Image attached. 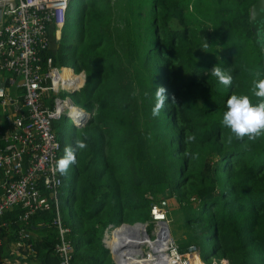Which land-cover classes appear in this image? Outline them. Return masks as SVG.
<instances>
[{"label":"trees","instance_id":"16d2710c","mask_svg":"<svg viewBox=\"0 0 264 264\" xmlns=\"http://www.w3.org/2000/svg\"><path fill=\"white\" fill-rule=\"evenodd\" d=\"M254 1L78 0L72 11L70 0L57 48L42 56L65 66L71 57L74 71L85 72L70 97L89 118L69 116L68 130V115L53 120L57 160L64 136L73 147L77 139L87 144L76 151L68 180L60 174L59 213L70 227L74 264H115L103 232L116 226L106 242L121 250L117 238L127 226L119 224L150 220L149 195L173 201L175 222L188 230L178 242L182 252L195 244L205 262L211 254L230 264H264V137L229 143L221 126L230 96L249 94L255 70L264 73L249 23ZM65 27L73 30L70 40ZM214 66L230 69L231 87L211 76ZM73 78L72 88L84 80ZM160 86L169 99L153 117ZM186 132L194 142L185 143ZM50 208L32 213L27 224L17 217L23 208L3 213L0 259L24 225L25 243L34 248L28 260L58 263ZM207 241L210 254L203 250Z\"/></svg>","mask_w":264,"mask_h":264},{"label":"built area","instance_id":"2783aa9c","mask_svg":"<svg viewBox=\"0 0 264 264\" xmlns=\"http://www.w3.org/2000/svg\"><path fill=\"white\" fill-rule=\"evenodd\" d=\"M69 2L0 0V70L6 73L8 85L20 89L19 93L11 95L6 86L0 83V108L4 121L10 124L9 127L0 128V217L15 207L23 208L17 217L27 224L32 213L49 210L53 206L56 215L52 222L58 230L54 244L57 264L74 262L73 244L68 235L70 227L63 223L59 213L61 176L53 166L58 158L60 143L55 135L53 120L71 112L72 105L76 107L70 96H60L59 93L79 89L84 80L74 88L64 86V82L74 81L70 76L60 75L61 69L68 66L54 64L50 56L43 59L42 53L49 47L51 27L54 28L56 40L60 38ZM71 74L78 78L82 72L76 73L72 69ZM80 120L84 121V118ZM149 197L152 199L150 221L157 222L158 227L154 234H147L146 242L138 247L135 244L124 245L119 254L112 251L114 257L116 255V264H145L142 261H129L127 256H135L138 252L141 256L152 254L149 264H193L191 254H197L200 258L195 244L187 245L186 251L182 252L171 234H156L160 222L169 220L167 198L153 200L151 195ZM17 234L19 239L12 245L14 248L10 249L9 254L1 257V264H22L23 256L19 251L22 245L31 252L34 250L25 243L30 233L24 225L18 228ZM161 239L166 242L165 248L160 246ZM143 244L147 249L143 248ZM117 255L121 256L120 261ZM200 260L201 263L205 262ZM226 262L224 258H213V264Z\"/></svg>","mask_w":264,"mask_h":264},{"label":"clouds","instance_id":"9594fccd","mask_svg":"<svg viewBox=\"0 0 264 264\" xmlns=\"http://www.w3.org/2000/svg\"><path fill=\"white\" fill-rule=\"evenodd\" d=\"M207 46L209 45L206 44L205 47ZM210 74L219 84L226 88L231 87L233 84L234 78L230 69L225 70L220 66H214ZM254 76L256 78L253 80L249 94H234L227 100V110L223 115L221 126L230 132L229 143H232L233 139L243 141L247 138L248 141H256L264 137V73L260 70H255ZM253 97L257 100V103H253ZM168 99L166 88L160 86L155 90L156 103L152 108L153 117L160 115L161 109ZM173 102H175L174 97ZM75 106L77 107L78 105ZM195 139L194 134L185 133L186 144L194 142ZM86 147V142L81 139L76 140L74 147L72 145L66 146L64 155L55 162L54 170L61 175H66L69 167L76 163V151L83 150Z\"/></svg>","mask_w":264,"mask_h":264},{"label":"rangeland","instance_id":"374dc122","mask_svg":"<svg viewBox=\"0 0 264 264\" xmlns=\"http://www.w3.org/2000/svg\"><path fill=\"white\" fill-rule=\"evenodd\" d=\"M77 2H78V0H71V2H70V5H71V10L72 11H75L76 10V6H77ZM65 30H66V33H67V35H68V37H67V39H71L72 37H73V30L72 29H70V27L68 28V27H65ZM51 34H52V37H53V39L54 40H56V38H55V35H54V28H52V31H51ZM60 36V35H59ZM57 42H58V40H56ZM56 42V43H57ZM65 64H72V59H71V57H66L65 58ZM72 69L70 68V77H72ZM11 87L13 88V87H15L14 85L12 86L11 85ZM71 93L72 92H65V91H63V92H60L59 93V95L60 96H63V95H68V96H70L71 95ZM12 95H15L16 94V92L15 93H11ZM73 94V93H72ZM73 101V100H72ZM73 104H75L74 102H73ZM76 105V104H75ZM67 116V115H66ZM70 120H71V118L68 116V118H66V130H68V126H69V124H70ZM67 133H69V132H67ZM70 137H69V135L68 136H64V142H65V144H64V148H63V150L65 149V147L66 146H68V145H70V139H69ZM68 172H70V170L68 169L67 170V174L66 175H64L65 176V180L67 181L68 180V178H69V176H68ZM167 200H168V208H169V216H168V227H169V230H170V234L174 237V239L176 240V242L178 243L179 242V240L180 239H182V238H185V236H186V234H188L187 232H188V230L186 229V227L181 223V221H179V223H176L175 222V217H174V215L172 214V211H171V208H173L174 206H173V201L171 200L170 201V199H168L167 198ZM143 223H144V225H145V227H146V230H147V232L149 233V234H154V230H156L157 229V227H158V223L157 222H151L149 219L146 221H143ZM162 224V223H161ZM162 225H165L164 223L162 224ZM118 226V225H117ZM116 226H112V225H110L109 227H107L105 230H104V234H109L111 231L113 232L114 231V228H115ZM160 227V226H159ZM187 231V232H186ZM126 232V233H125ZM125 233V235H124V237H122L123 236V234ZM155 233H156V231H155ZM161 233H163V232H161V230L159 229V231L156 233V234H161ZM167 234H169L168 232H167ZM127 235H128V231L125 229L124 230V232L121 234V235H119V237L117 238V245H118V247H119V245H122L123 243H125V245H127V243H126V239H127ZM143 246V248L144 249H147V246H146V244H143L142 245ZM203 250L204 251H206V253H208V254H210V251H211V248H210V243L207 241L206 243H204L203 244ZM207 260H211L210 262H209V264H213V256L210 254V256H209V258L207 259ZM219 262V261H218ZM222 264V263H221Z\"/></svg>","mask_w":264,"mask_h":264},{"label":"water","instance_id":"95a60500","mask_svg":"<svg viewBox=\"0 0 264 264\" xmlns=\"http://www.w3.org/2000/svg\"><path fill=\"white\" fill-rule=\"evenodd\" d=\"M1 11H2V7L0 6V17H1ZM249 23L250 26L252 28L253 31V39L255 40V42L257 43L260 51H261V55H262V60L264 63V0H255L251 6H250V10H249ZM82 74L85 76V72H82ZM85 80V78H84ZM76 89H71L68 90V92H74ZM78 109L82 110L83 113H87V118L84 119L87 120L90 116V112L86 111L84 108H82L81 106H77ZM78 113H80V111H78ZM67 115L70 116L72 119L76 118V115L72 114L71 112H67ZM82 123H79V125H81ZM136 223H143L142 221H134L132 223H128V222H122L121 224H119V226L121 225H126L127 227H132L133 225H135ZM166 227L167 230H169L168 227V222H163ZM170 232V230H169ZM147 235V234H145ZM106 236V234H105ZM104 242L105 245L112 251H114L113 249L110 248V246L107 244V242L105 241V237H104ZM125 245V243H123L120 247L122 248ZM116 254H119L120 251L117 250L115 252ZM141 253L138 252L136 253L137 257H140ZM112 257L114 259V261L116 262V259L114 257V254H112ZM123 264H132V263H127L124 262Z\"/></svg>","mask_w":264,"mask_h":264},{"label":"bare ground","instance_id":"6f19581e","mask_svg":"<svg viewBox=\"0 0 264 264\" xmlns=\"http://www.w3.org/2000/svg\"><path fill=\"white\" fill-rule=\"evenodd\" d=\"M60 75L61 76H64L65 75L62 72V69L60 71ZM71 78H73V75H72ZM64 83H65L64 86H67V87H69V83L72 84V82H69V83L64 82ZM71 109H72L71 110V113L74 114V115H76V118L75 119H76V121L79 122L80 116H82L85 113H83L82 110L78 109L77 107H74L73 105L71 106ZM78 111H80V113H78ZM85 118H87V114H85L84 119ZM161 223L163 224V222H160V230H161V232H163L161 234H167V232L170 234L169 230H167L166 225H162ZM126 230L128 231V235H127V239H126V243H127L128 246H131V245H134L135 244L138 247L140 244L146 242L147 236L145 234H149L147 232V230H146V227H145L144 223H136L132 227H127ZM106 239H107V237H106ZM160 246L161 247H164V248L166 247V242L163 239H161ZM110 247L112 249H114L115 251L118 250L117 248H114L112 246H110ZM127 257L129 259V261H139V262L142 261L145 264H149V262H150L149 259L152 258V254L149 253V255H147V256H141L140 255V258L137 257L136 255L135 256L134 255H130V256H127ZM115 258H116V255H115ZM121 259H122L121 256H118V260L120 261ZM195 263L196 264H203V263H201V260L197 256V254H195ZM226 263H228V262H226Z\"/></svg>","mask_w":264,"mask_h":264},{"label":"crops","instance_id":"0c3cea01","mask_svg":"<svg viewBox=\"0 0 264 264\" xmlns=\"http://www.w3.org/2000/svg\"><path fill=\"white\" fill-rule=\"evenodd\" d=\"M51 31H52V27L50 28V38H49V47L50 48H52V49H56L57 48V41L56 40H54L53 39V37H52V34H51ZM57 40H59V39H57ZM69 67H71L70 65H68V67H63L62 68V72L66 75V76H69L70 75V68ZM72 68V67H71ZM73 69V68H72ZM67 70V71H66ZM74 70V69H73ZM68 72H69V74H68ZM80 72H84L83 70L82 71H80ZM6 77H7V75H6V73H4V72H2L1 70H0V83L1 84H3V85H5L6 86V89H7V91L9 92V94H11V93H15L16 92V94L17 93H19L20 92V89H19V87H17V86H15V87H11V85H8L7 84V82H6ZM84 78H85V76H84ZM85 81V80H84ZM69 83V82H68ZM84 84V83H83ZM64 85H65V83H64ZM13 86V85H12ZM69 86H70V88H72L73 87V85L72 84H70L69 83ZM76 90H78V89H76ZM12 95V94H11ZM87 114V113H86ZM88 115V114H87ZM85 117V114H83L82 116H80V119H83ZM0 122H3V124H7L8 125V123H7V120L6 121H4V118H3V112H2V109L0 108ZM7 125H4L5 127L7 126ZM127 228V227H126ZM104 237H106L105 236V234L103 233V235H102V241H103V243L105 244V242H104ZM106 241V240H105ZM14 246V245H13ZM11 247V250L14 248V247ZM106 246V245H105ZM107 247V246H106ZM26 250V251H23V250ZM109 249V248H108ZM19 251L22 253V264H35V263H33V262H31L30 260H28V256H29V253H33L34 252V250L31 252V251H29V248L28 247H26L25 245H22L21 247H19ZM109 251H110V249H109ZM110 253H111V251H110ZM9 254V253H8ZM5 255H7V253L5 254ZM4 255V256H5ZM111 256H112V253H111ZM113 258V257H112ZM113 261H114V259H113ZM115 262V261H114ZM115 264H116V262H115ZM194 264H196V263H194Z\"/></svg>","mask_w":264,"mask_h":264}]
</instances>
